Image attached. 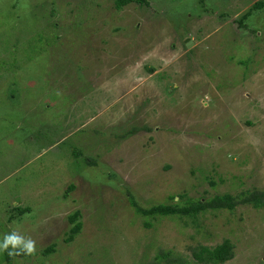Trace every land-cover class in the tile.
<instances>
[{"label":"rangeland","instance_id":"obj_1","mask_svg":"<svg viewBox=\"0 0 264 264\" xmlns=\"http://www.w3.org/2000/svg\"><path fill=\"white\" fill-rule=\"evenodd\" d=\"M81 1L0 0V243L35 241L15 264H201L190 247L229 239L223 264H264V204L196 224L131 204L264 191V6L243 27L258 0Z\"/></svg>","mask_w":264,"mask_h":264},{"label":"trees","instance_id":"obj_2","mask_svg":"<svg viewBox=\"0 0 264 264\" xmlns=\"http://www.w3.org/2000/svg\"><path fill=\"white\" fill-rule=\"evenodd\" d=\"M83 2V3H82ZM86 1L83 0L81 6L87 7L83 5ZM115 6L117 8L121 7L124 4L129 2H135L139 5L148 3V0H114ZM69 3V2H68ZM264 6V0L256 1L251 7H249L238 19L237 22L239 25L245 27L244 23L250 19V17L254 14L256 10L262 9ZM254 31V29H252ZM256 31V30H255ZM15 60V59H14ZM15 82L18 83L17 80ZM17 89V88H16ZM17 92V91H16ZM133 129H130L126 134H130ZM125 136V135H122ZM93 161V160H91ZM73 185L68 187V190L72 189ZM183 194H177L178 198L173 203L168 204H155L148 208L140 206L133 198H131V204L134 206L135 211L140 213L143 216H176L179 219H183V224H188L186 219L191 220L192 223L196 224L198 215L200 213H204L208 210H219V209H233L235 205L238 204H251L255 207L264 204V191L262 190H244L238 194L232 195L229 193L224 194H215L210 198L205 196L199 197L195 200H191L189 198L183 199ZM175 198V197H171ZM23 211L21 210L20 213ZM78 217V212H74L70 215V222H74L73 225L69 229V233L66 242H69L74 239L76 234H78L81 230L82 223L80 221H76ZM149 225L150 223H145ZM234 245L229 239H224L221 243L214 245L213 247L197 244L195 247H190L192 258L201 264H223L226 261L233 258L234 255ZM11 251L10 248L7 250H3L5 264H15V255L9 256L8 252ZM53 251V246L49 245L43 249V254H48ZM22 254V253H20ZM2 261V260H1ZM189 260L184 258L181 254L174 253L171 249H163L159 248L156 250L155 254L151 257V259L144 264H186Z\"/></svg>","mask_w":264,"mask_h":264},{"label":"clouds","instance_id":"obj_3","mask_svg":"<svg viewBox=\"0 0 264 264\" xmlns=\"http://www.w3.org/2000/svg\"><path fill=\"white\" fill-rule=\"evenodd\" d=\"M10 246L14 250L19 249V251H9V256L19 255L21 252L32 255L35 252V241L31 238L25 239L17 232H11L4 236L3 242L0 243V251L7 250Z\"/></svg>","mask_w":264,"mask_h":264}]
</instances>
